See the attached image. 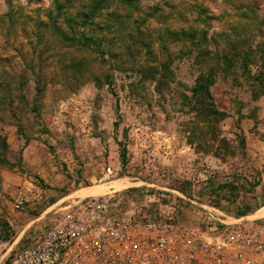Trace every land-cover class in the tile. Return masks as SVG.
Segmentation results:
<instances>
[{
    "label": "rangeland",
    "instance_id": "obj_1",
    "mask_svg": "<svg viewBox=\"0 0 264 264\" xmlns=\"http://www.w3.org/2000/svg\"><path fill=\"white\" fill-rule=\"evenodd\" d=\"M58 2L0 0V261L86 196L189 229L216 209L264 240V0H136L84 44ZM202 72L226 144L192 111Z\"/></svg>",
    "mask_w": 264,
    "mask_h": 264
},
{
    "label": "built area",
    "instance_id": "obj_2",
    "mask_svg": "<svg viewBox=\"0 0 264 264\" xmlns=\"http://www.w3.org/2000/svg\"><path fill=\"white\" fill-rule=\"evenodd\" d=\"M29 201L23 191L14 206L20 210ZM116 205L103 196L73 200L31 244L0 264H264L258 232L241 220L228 228L216 209L204 227L189 229L161 219L131 222L116 215Z\"/></svg>",
    "mask_w": 264,
    "mask_h": 264
},
{
    "label": "trees",
    "instance_id": "obj_3",
    "mask_svg": "<svg viewBox=\"0 0 264 264\" xmlns=\"http://www.w3.org/2000/svg\"><path fill=\"white\" fill-rule=\"evenodd\" d=\"M75 0H65V2L56 3V13L53 18L52 25L54 20L58 17H61L63 14L67 15V20L70 23V28L76 30L77 37L73 39L77 44L88 43L93 39V37L88 36L85 32L87 28H96L100 29L102 26H106L107 22L114 21H127L131 18L134 11L137 10L136 0H86L82 2L76 10H69L67 7L72 9L75 7ZM174 5V4H172ZM164 6L169 7L167 4ZM107 15L104 14V9H111ZM97 17H101L102 20H96ZM133 26L131 31L128 34L129 38L135 39L140 33V27L138 25V19H134ZM135 24V26H134ZM53 28L58 30L57 26L53 25ZM64 34H62V38ZM260 79V78H259ZM258 79V80H259ZM215 82V75L213 73H200L195 81V85L192 88V97L194 104L192 106V111L195 113V116L199 118L200 122H203L204 127L202 130L205 136L211 135L212 142L221 144H226L227 141L223 138H220L218 133L217 124L226 117V113L223 110H220L215 102L211 92V86ZM244 143V141H243ZM219 144H210L209 146H199L204 151H211L216 155H219ZM7 239V238H4Z\"/></svg>",
    "mask_w": 264,
    "mask_h": 264
},
{
    "label": "crops",
    "instance_id": "obj_4",
    "mask_svg": "<svg viewBox=\"0 0 264 264\" xmlns=\"http://www.w3.org/2000/svg\"><path fill=\"white\" fill-rule=\"evenodd\" d=\"M247 139V138H246ZM264 208V207H263Z\"/></svg>",
    "mask_w": 264,
    "mask_h": 264
}]
</instances>
